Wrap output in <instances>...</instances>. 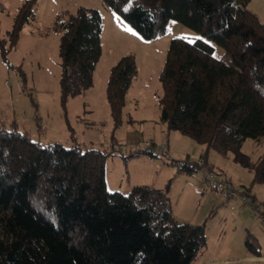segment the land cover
Wrapping results in <instances>:
<instances>
[{
	"label": "trees",
	"instance_id": "trees-1",
	"mask_svg": "<svg viewBox=\"0 0 264 264\" xmlns=\"http://www.w3.org/2000/svg\"><path fill=\"white\" fill-rule=\"evenodd\" d=\"M103 1L146 42L165 36L170 21L198 34L193 41H170L161 73V121L207 150L233 153L264 182V155L254 163L242 152L247 139L264 137V23L248 8L251 0ZM35 3L25 0L19 8L11 46L34 19ZM56 24L65 103L93 84L103 17L80 7L60 14ZM217 47L223 49L219 57ZM136 74L131 54L111 70L108 98L116 124ZM105 155L96 147L43 144L0 123V264H198L207 245L205 225L176 219L169 187L110 191ZM201 159L168 161L191 175L198 167L212 169L205 155ZM242 192L250 195L246 187ZM252 239L247 245L259 254Z\"/></svg>",
	"mask_w": 264,
	"mask_h": 264
},
{
	"label": "rangeland",
	"instance_id": "rangeland-1",
	"mask_svg": "<svg viewBox=\"0 0 264 264\" xmlns=\"http://www.w3.org/2000/svg\"><path fill=\"white\" fill-rule=\"evenodd\" d=\"M24 2L0 0V123L16 127L43 144L62 142L83 150H101L106 154L103 163L110 191L128 193L133 186L169 187L170 207L176 219L205 225L207 245L198 259L202 255L227 259L252 256L247 239L254 238L253 234L257 236L254 245L264 254V225L251 206L204 187L205 168L198 167L194 174L187 175L159 150L167 145L179 162L197 163L205 155L214 171L236 186L248 188L264 211V182L255 180L254 172L238 163L233 153L222 155L213 148L207 150L179 131L169 130L161 121V73L170 41L176 36L193 41L198 34L170 21L165 36L146 42L103 0H36L34 19L11 46L9 32ZM80 7L95 8L102 14V55L92 86L64 103L61 32L56 21L60 14L74 13ZM248 8L264 23V0H251ZM222 53L223 49L217 47L215 56ZM128 54L136 58L137 74L125 92L120 122L116 124L108 83L113 66ZM242 152L252 162L259 161L264 155V137L258 141L247 139ZM255 227L261 229V235L258 231L250 233ZM219 263L261 264L248 260Z\"/></svg>",
	"mask_w": 264,
	"mask_h": 264
},
{
	"label": "built area",
	"instance_id": "built-area-1",
	"mask_svg": "<svg viewBox=\"0 0 264 264\" xmlns=\"http://www.w3.org/2000/svg\"><path fill=\"white\" fill-rule=\"evenodd\" d=\"M159 150L164 153L165 159H172V155L169 153L167 145H161ZM201 162H203L202 159L199 160V163ZM203 185L206 188L211 187L218 190L221 195L227 199L241 200L244 204L251 206L255 212V215L262 219V223L264 225V211L258 207V204L253 197L242 192L243 187L236 186L226 176L221 173H217L211 168L205 171Z\"/></svg>",
	"mask_w": 264,
	"mask_h": 264
},
{
	"label": "crops",
	"instance_id": "crops-1",
	"mask_svg": "<svg viewBox=\"0 0 264 264\" xmlns=\"http://www.w3.org/2000/svg\"><path fill=\"white\" fill-rule=\"evenodd\" d=\"M107 7V6H106ZM108 8V7H107ZM109 10V9H108ZM164 136H165V133L163 132L162 133V138H164ZM168 150H169V147H168ZM206 160H207V158H206ZM207 165H208V160H207ZM241 187H245V186H241ZM256 228V227H255ZM252 229V231L250 232L251 234L253 233V232H255V231H258V236L259 235H261L262 234V231H261V229L259 228V227H257L256 229ZM249 230V229H248ZM264 230V229H263ZM253 236H254V238L253 239H255V241H257V236H255L254 234H253ZM257 250H259L260 251V253L259 254H255L252 250V252H253V255L252 256H249V257H244V258H232V259H227V258H219V257H211V256H204V255H202V257H200L198 260V264H213V263H217V264H221V263H219V261H222V260H224V261H228V262H231V261H238V262H240V261H242V260H248V261H256V262H259V263H264V254H263V252H262V250H260V248H257Z\"/></svg>",
	"mask_w": 264,
	"mask_h": 264
}]
</instances>
